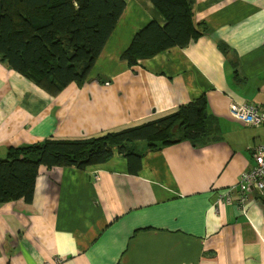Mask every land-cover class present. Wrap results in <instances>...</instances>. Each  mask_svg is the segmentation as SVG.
Wrapping results in <instances>:
<instances>
[{"label": "crops", "instance_id": "obj_1", "mask_svg": "<svg viewBox=\"0 0 264 264\" xmlns=\"http://www.w3.org/2000/svg\"><path fill=\"white\" fill-rule=\"evenodd\" d=\"M124 1L83 83L48 92L0 62V158L141 126L202 97L220 137L159 150L138 143L137 174L117 151L83 170L40 167L31 204H0V264H264V195L219 202L264 144V126L231 113L232 103L264 112V0H194L203 35L134 67L122 56L135 36L167 21L150 0Z\"/></svg>", "mask_w": 264, "mask_h": 264}, {"label": "trees", "instance_id": "obj_2", "mask_svg": "<svg viewBox=\"0 0 264 264\" xmlns=\"http://www.w3.org/2000/svg\"><path fill=\"white\" fill-rule=\"evenodd\" d=\"M164 16L140 31L122 56L131 67L171 48H187L203 34L195 28L194 0H150ZM124 0H0V62L48 92L85 82L118 25ZM220 124L204 97L156 121L99 138L11 147L0 158V204H31L39 169L77 168L108 162L117 151L137 174L148 149L190 142L204 146L219 139ZM136 163V164H135Z\"/></svg>", "mask_w": 264, "mask_h": 264}, {"label": "built area", "instance_id": "obj_3", "mask_svg": "<svg viewBox=\"0 0 264 264\" xmlns=\"http://www.w3.org/2000/svg\"><path fill=\"white\" fill-rule=\"evenodd\" d=\"M231 113L247 127L264 126V112L255 105L232 103ZM253 156L254 166L243 173L238 183L230 187L225 195L219 197V202L233 204L238 200L240 204H244L250 193L257 192L264 195V144L254 149Z\"/></svg>", "mask_w": 264, "mask_h": 264}]
</instances>
